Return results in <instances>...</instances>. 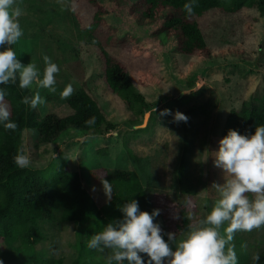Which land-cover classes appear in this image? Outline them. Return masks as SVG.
I'll use <instances>...</instances> for the list:
<instances>
[{"label": "rangeland", "instance_id": "obj_1", "mask_svg": "<svg viewBox=\"0 0 264 264\" xmlns=\"http://www.w3.org/2000/svg\"><path fill=\"white\" fill-rule=\"evenodd\" d=\"M101 2L17 0L24 11L19 18L23 36L12 46L18 58L25 66L35 63L41 77L44 55L60 68L55 93L35 84L31 88L33 95L39 92L45 100L38 106L39 112L43 115L61 108L65 101L61 93L71 85L74 91L87 90L105 115L97 128L68 127L45 143L38 141L37 129L25 128L23 154L29 158V166L45 170L65 160L82 174L86 189L98 205L111 198L100 182L103 168L136 169L145 186L154 189L153 201L155 209H160L162 229L176 233L178 242L210 213L219 198L214 184L222 185L228 179L214 165L228 111L245 100L259 102L264 95V14L254 8L234 13L208 9L196 20L211 53L184 54L172 32H160L146 19L130 21L124 10L110 9L111 0ZM91 24L95 26L91 28ZM101 46L123 66L142 102L124 101L108 86ZM185 95L188 97L183 100ZM165 109L171 114L161 115ZM177 111L188 117L186 123L174 122ZM191 128H195V137L189 139L187 149ZM145 158L153 170L150 181L139 164H144ZM182 158L187 176L179 178ZM182 198L196 217L188 228L179 230L178 200ZM81 225L41 221L34 255L61 259V264H75L76 260L77 264H106L108 250L101 253L80 246ZM232 243L238 262L247 263L264 249V227L250 233L237 232ZM18 245L15 242L3 248L12 251L8 260L11 264H49L34 263Z\"/></svg>", "mask_w": 264, "mask_h": 264}, {"label": "trees", "instance_id": "obj_2", "mask_svg": "<svg viewBox=\"0 0 264 264\" xmlns=\"http://www.w3.org/2000/svg\"><path fill=\"white\" fill-rule=\"evenodd\" d=\"M93 1L102 4L101 0ZM186 4L192 6L191 13L185 9ZM211 8L231 13L243 8H254L264 14V0H111L110 9L117 12L124 10L130 21L146 19L165 34L170 35L172 32L184 54L198 52L209 55L211 49L196 17ZM95 14L97 15L96 12ZM94 26L95 24L90 25L91 28ZM101 49L105 57V80L111 90L124 101L142 102V95L135 90L123 66L105 48L101 46ZM0 88L7 93L5 102L9 106L11 121L17 125L12 131L0 124V260L5 262L3 264H11L8 260L12 255V251L3 248L15 242L19 243L18 249L33 259L34 263L43 261L61 264V259L40 258L33 253V246L39 239L38 226L41 221L83 223L79 231V242L81 247H88L92 235L102 231L106 224L123 218L120 211L123 204L133 199L139 202L141 211L151 213L155 209L154 189L145 186L142 176L133 168H103L100 182H109L111 198L98 205L86 189L82 174L72 170L65 160L58 161L49 170L31 166L19 168L14 163L13 157L23 151L22 131L25 128L37 129L38 141L45 143L55 140L68 127L82 130L99 127L105 121V115L97 100L87 90L80 88L73 91L61 108L42 115L38 107L32 109L21 103L23 97L33 96L31 89L21 90L18 81L16 84L0 85ZM186 97L188 96L185 95L182 99L186 100ZM92 118L94 121L86 123ZM260 125H264V95L259 102L245 100L240 106L231 108L224 121L223 135L226 136L229 130L252 134L255 127ZM194 130L195 128H191L187 133V149L189 139L195 137ZM197 139L200 140L199 137ZM100 151L104 152L106 149L100 148ZM139 164L143 175L150 181L153 170L150 169L149 159L145 158V163ZM178 170L179 178L187 176L185 158L181 159ZM184 201V198L178 200L180 207L176 226L179 230L188 228L190 221L196 217L195 212L187 208ZM155 222L160 224L158 217ZM164 239L167 240V235H164ZM172 247L174 250L175 246ZM258 254V261L252 259L238 264H264V249ZM77 263L78 260L75 261Z\"/></svg>", "mask_w": 264, "mask_h": 264}, {"label": "clouds", "instance_id": "obj_3", "mask_svg": "<svg viewBox=\"0 0 264 264\" xmlns=\"http://www.w3.org/2000/svg\"><path fill=\"white\" fill-rule=\"evenodd\" d=\"M184 7L189 13L193 10L189 4ZM22 15L24 11L17 0H0V48H3L0 51V85L18 81L21 90L31 89L35 84L55 93L59 66L44 55L41 77L37 65L31 62L23 65L12 47L23 36L19 23ZM73 91L71 85L66 86L61 99L68 98ZM6 95L0 88V124L6 130L14 131L17 125L11 121ZM21 103L35 109L45 100L36 92L32 97H23ZM168 114H171L168 109L161 113ZM173 119L177 123H186L188 117L177 111ZM92 121L94 118L86 123ZM13 160L19 168L30 164L23 151ZM214 165L222 169L228 179L222 185L214 184L219 198L210 213L199 221V227L192 228L185 238L177 242L176 233H164L161 225L155 222L160 209L151 213L141 211L139 202L132 199L120 208L123 218L108 223L102 231L92 235L88 248L101 253L108 250L106 264H238L232 243L236 233H250L264 227V125L256 126L252 134L229 130L219 141ZM102 184L105 194L110 197L109 182L102 180ZM252 259L258 261L259 254H254ZM0 264H3L2 260Z\"/></svg>", "mask_w": 264, "mask_h": 264}, {"label": "water", "instance_id": "obj_4", "mask_svg": "<svg viewBox=\"0 0 264 264\" xmlns=\"http://www.w3.org/2000/svg\"><path fill=\"white\" fill-rule=\"evenodd\" d=\"M146 116H147V113L145 114V118H146ZM144 121H145V119H144ZM144 121H143V123H142V124H144Z\"/></svg>", "mask_w": 264, "mask_h": 264}]
</instances>
